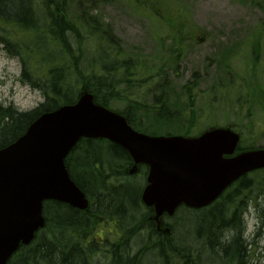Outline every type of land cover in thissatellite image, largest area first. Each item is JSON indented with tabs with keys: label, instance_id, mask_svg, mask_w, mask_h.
<instances>
[{
	"label": "trees",
	"instance_id": "obj_1",
	"mask_svg": "<svg viewBox=\"0 0 264 264\" xmlns=\"http://www.w3.org/2000/svg\"><path fill=\"white\" fill-rule=\"evenodd\" d=\"M91 1L79 0V12L75 13L72 0H0V46L21 62L22 80L41 90L45 97L43 102L28 111L0 102V148L17 140L44 112L75 103L85 90L92 92L98 103L110 106V99L119 96L115 87L120 78L134 74L130 72V60L122 57L111 37L110 27L92 12ZM130 1L146 11H154L156 4L154 0H143L144 3L142 0ZM156 1L160 6L164 5L161 0ZM254 2L264 7L261 0ZM165 20L175 31L182 32L187 26L186 22L177 18L171 20L170 16ZM85 35L93 36L96 56L100 50L104 54L99 62L95 57V69L89 73L80 66ZM175 38L179 39L178 44L164 48L173 58L182 49V35L176 34ZM110 56L113 62L107 63ZM160 61L162 65L158 66L157 72L145 78L158 77L157 83L162 81L161 72L166 61ZM171 64L177 63L170 60L168 65ZM145 78L137 80L145 83ZM168 100V96H159L151 105L132 100L121 112L140 131L190 135L192 112L188 120L182 119L183 124H188L182 131H155L143 127L146 123L142 114L145 112L155 125L180 123L178 113L169 110ZM251 147L243 142L239 149ZM66 163L73 179L87 194L89 207L80 210L55 200L45 202V227L29 245L21 246L7 264H150L151 261L153 264H202L200 252L176 244L170 225H167L168 231L158 229L149 219V211L141 200V186L138 191L131 187L134 186L132 177L141 171L145 174L147 169L142 166L131 173L134 164L126 149L107 140L83 138L71 151ZM239 183L242 187L227 192L201 215L204 230L196 240L200 246L208 248L207 256L212 264H251L246 257L248 243L241 209L235 207L232 210V207L235 199L255 194L256 186L247 176ZM233 196L236 197L232 200ZM185 209L190 210L180 207L179 211ZM112 224L114 227L109 232L119 230L121 237L116 233L112 239L107 236L105 226ZM127 224L128 229L125 228ZM186 233L188 241L182 239L181 242L197 245L196 241H191L189 231ZM152 251H156L154 260L149 259Z\"/></svg>",
	"mask_w": 264,
	"mask_h": 264
},
{
	"label": "rangeland",
	"instance_id": "obj_2",
	"mask_svg": "<svg viewBox=\"0 0 264 264\" xmlns=\"http://www.w3.org/2000/svg\"><path fill=\"white\" fill-rule=\"evenodd\" d=\"M154 1L153 9L160 16L152 10L136 7L130 0H93L89 4L101 22L110 27L111 37L122 57L130 60V72L134 73L120 78L115 87L119 96L110 99V106L124 110L132 100L151 105L157 102V97L168 96L169 110L178 113L180 123L155 125L145 112L142 114L146 123L143 127L155 131H182L188 125L187 122L183 124L182 119L188 120L192 112L190 134L212 125L234 123L244 143L264 148V7L254 0H161L163 6ZM78 2L72 0L75 13L79 12ZM168 16L171 20L177 18L186 22L187 26L182 32L175 31L165 20ZM176 34L182 35V49L173 58L164 48L179 43ZM91 37L85 35L80 57L81 69L86 73L95 69V57L98 62L104 58L102 50L96 56L95 41ZM160 59L166 61L161 72L162 81L157 83L156 77L145 78L157 72L162 65ZM170 60L177 64L168 65ZM112 62L113 57H108L107 63ZM22 72L21 62L0 46V102L27 111L45 97L41 90L22 80ZM138 78H145L146 82ZM143 174L141 171L132 177L134 186L131 187L137 191L139 184L143 187ZM247 179L256 180L255 194L247 196L249 199H235L232 210L240 207L250 254L255 253L252 257L256 263L264 264V169L251 172ZM238 184L230 187L229 192L242 187ZM206 210H178L173 217H167L176 244L206 253L208 248L204 243V247L200 246L196 240L204 230L201 215ZM105 228L107 230V225ZM188 231L191 241H196L197 245L181 242L188 239ZM155 253L150 252L149 259L154 260ZM206 254L203 261L212 264Z\"/></svg>",
	"mask_w": 264,
	"mask_h": 264
},
{
	"label": "water",
	"instance_id": "obj_3",
	"mask_svg": "<svg viewBox=\"0 0 264 264\" xmlns=\"http://www.w3.org/2000/svg\"><path fill=\"white\" fill-rule=\"evenodd\" d=\"M105 138L150 167L143 200L158 220L181 204L207 206L234 181L264 168V148L232 157L240 134L210 128L198 137L149 135L135 130L120 113L84 92L74 104L42 114L26 133L0 149V264L45 226V200L86 209L89 199L72 179L66 158L81 138Z\"/></svg>",
	"mask_w": 264,
	"mask_h": 264
},
{
	"label": "bare ground",
	"instance_id": "obj_4",
	"mask_svg": "<svg viewBox=\"0 0 264 264\" xmlns=\"http://www.w3.org/2000/svg\"><path fill=\"white\" fill-rule=\"evenodd\" d=\"M127 226V227H126ZM125 226V228L126 229H128V224ZM175 239V238H174ZM198 253H199V250H198ZM206 253H207V251H206ZM200 254V258H199V260H200V262L202 263V264H204L205 262L203 261V256H204V254H202L201 252L199 253ZM254 255H255V253H253ZM253 254H250V251H249V249L247 250V255H246V257H247V259L250 261V263L251 264H258V262L256 263V261L253 259ZM207 255V254H206Z\"/></svg>",
	"mask_w": 264,
	"mask_h": 264
}]
</instances>
